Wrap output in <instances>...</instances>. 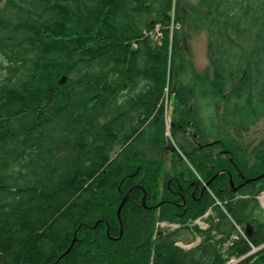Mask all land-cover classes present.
Wrapping results in <instances>:
<instances>
[{"label":"trees","instance_id":"trees-1","mask_svg":"<svg viewBox=\"0 0 264 264\" xmlns=\"http://www.w3.org/2000/svg\"><path fill=\"white\" fill-rule=\"evenodd\" d=\"M180 1L0 0V264H264V209L249 198L264 183L237 164L230 131L264 117V0H201L215 80L186 84ZM166 94L185 114L172 135L197 115L199 146L181 145L196 169L178 149L172 173L147 156L167 141ZM211 208L207 228L190 226ZM156 217L180 227L156 233ZM185 231L201 240L177 244Z\"/></svg>","mask_w":264,"mask_h":264},{"label":"rangeland","instance_id":"rangeland-1","mask_svg":"<svg viewBox=\"0 0 264 264\" xmlns=\"http://www.w3.org/2000/svg\"><path fill=\"white\" fill-rule=\"evenodd\" d=\"M181 10L180 15V21L178 25V30L180 32V35L182 37L181 39V47L180 49L183 50L182 52V60L185 61L184 64V70L183 74H181L177 79H179V83H192L197 80L195 77V73L202 74V80L200 82H205L204 77L208 76L209 79L215 80V71L214 67L212 66V63L208 56V41H209V19L205 14V8L201 4V0H181L179 2ZM178 6V5H177ZM174 26L172 23L171 27ZM177 28V27H176ZM171 58V57H170ZM173 58V57H172ZM174 64H175V71L176 68L180 67L181 61L179 57L174 58ZM171 62V61H170ZM173 63V62H172ZM171 63V66H173ZM174 80V79H173ZM171 81V85L172 82ZM227 90L230 89L236 82L237 78L234 79H227ZM216 82V81H215ZM170 83V82H169ZM167 95V94H166ZM165 100V108H164V116H165V131L167 136V141L164 142L163 146L159 149H156L154 145L147 147L148 151V157L151 159H157L161 160V163L164 165V170L170 171L172 173V152L176 149H178V160L176 163L178 165H181V168L184 167H191L193 163L189 161V158L185 155L183 150L181 149V145L186 143H191V145H194L195 149L196 146H199L198 142L195 143L194 139V133H196L195 128V122L197 119V115L193 110V113L191 112L190 118H187V120H184V124L180 123L179 125V131L177 135H172L171 128L173 126V121L176 119L178 122V118L180 116H184V112H182V108L180 109L179 105L176 104V100L174 99V96H166ZM175 121V122H176ZM179 124V123H178ZM183 125V126H182ZM231 133L235 134L238 137V141H236L237 148L234 149L237 151L235 155V160L237 164H239V167L246 171L247 174L254 175L257 174V177L264 174V157L258 158L255 154V149L258 150H264V146L262 147L260 144L264 141V117H262L258 122H256L254 125H252L247 131L241 132L240 135H237L235 133L234 129L230 128ZM216 139L213 138L210 141V150L213 153L222 154L225 153L222 151L224 146L221 144L216 143ZM202 149H206L205 147L200 146ZM229 150V152L225 153L224 157L228 156L231 157L230 160L233 159L232 149H226ZM174 151V152H175ZM162 155L166 156L164 160H162ZM196 157L197 155H200L195 152ZM201 156V155H200ZM232 162V161H231ZM244 162V163H243ZM237 164L233 162V166L237 167ZM194 167V166H192ZM195 168V167H194ZM194 168H192L194 170ZM171 169V170H170ZM196 169V168H195ZM264 183V177L262 178V182ZM235 188L238 189V186L232 185V189ZM236 189V190H237ZM235 190V191H236ZM250 196V197H249ZM249 198H251L255 203L258 202V204L261 205V207L264 209V202L262 197L264 196V190L258 193L249 194ZM217 205L222 206V202L219 200H216L215 202ZM252 203V205H253ZM252 207V206H251ZM213 214V209L211 208L208 210L203 216L197 218L194 222L190 224L191 227H193L195 224H198L202 228H207L209 226L207 217L209 215ZM158 217V216H157ZM156 217V222L154 225V229L156 233H167L172 232L175 229L179 228V224L175 223H169L166 221L158 220ZM241 233L246 234L243 232L242 228L238 226ZM185 238L188 241H178L177 244L185 247V248H191L196 243H198L201 238L196 237L195 241L189 242L193 238V234L189 231H185ZM246 236H248L246 234ZM228 243H226L227 246ZM258 249V248H256ZM235 261L232 260L231 264H234Z\"/></svg>","mask_w":264,"mask_h":264},{"label":"water","instance_id":"water-1","mask_svg":"<svg viewBox=\"0 0 264 264\" xmlns=\"http://www.w3.org/2000/svg\"><path fill=\"white\" fill-rule=\"evenodd\" d=\"M263 177H264V174H262V175H260V176H258V177H256V178H254V179H261V178H263ZM245 182H246V181H245ZM231 183H232V185H234V184H233V181H232V178H231ZM208 184H209V183H207L206 186H208ZM126 200H127V197L124 198V200L122 201V203L120 204V206H119V208H118V212H117V214H118V217H119L120 220H121V210H122V207H123V205L125 204ZM121 233H123V224H121ZM245 233H246L248 236H250V235L252 234V227H251L249 224H247L246 227H245ZM70 248H71V247H70ZM70 248H69V249H70ZM189 248H190V247H189Z\"/></svg>","mask_w":264,"mask_h":264},{"label":"flooded vegetation","instance_id":"flooded-vegetation-1","mask_svg":"<svg viewBox=\"0 0 264 264\" xmlns=\"http://www.w3.org/2000/svg\"><path fill=\"white\" fill-rule=\"evenodd\" d=\"M222 151H224L225 153H227V152H229V150H226V149H222ZM225 153H223V154H225ZM216 154V156H218L217 154L218 153H215ZM219 174V173H218ZM209 185V184H208ZM205 186H206V184H205ZM242 187L244 186L243 184L241 185ZM207 187V186H206ZM239 188H241V187H239Z\"/></svg>","mask_w":264,"mask_h":264},{"label":"bare ground","instance_id":"bare-ground-1","mask_svg":"<svg viewBox=\"0 0 264 264\" xmlns=\"http://www.w3.org/2000/svg\"><path fill=\"white\" fill-rule=\"evenodd\" d=\"M262 199H263V202H264V196L262 197Z\"/></svg>","mask_w":264,"mask_h":264}]
</instances>
